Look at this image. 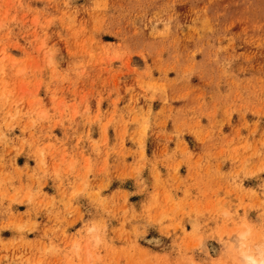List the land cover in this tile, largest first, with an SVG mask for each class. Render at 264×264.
<instances>
[{
	"label": "rangeland",
	"instance_id": "374dc122",
	"mask_svg": "<svg viewBox=\"0 0 264 264\" xmlns=\"http://www.w3.org/2000/svg\"><path fill=\"white\" fill-rule=\"evenodd\" d=\"M259 253L264 0H0V264Z\"/></svg>",
	"mask_w": 264,
	"mask_h": 264
},
{
	"label": "bare ground",
	"instance_id": "6f19581e",
	"mask_svg": "<svg viewBox=\"0 0 264 264\" xmlns=\"http://www.w3.org/2000/svg\"><path fill=\"white\" fill-rule=\"evenodd\" d=\"M240 236L241 235L237 237H240ZM249 254H244L243 259H244L245 264H264V256L262 253H259L257 257H255V255H249Z\"/></svg>",
	"mask_w": 264,
	"mask_h": 264
}]
</instances>
